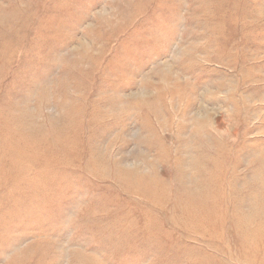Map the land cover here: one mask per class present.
I'll list each match as a JSON object with an SVG mask.
<instances>
[{
	"label": "rangeland",
	"instance_id": "374dc122",
	"mask_svg": "<svg viewBox=\"0 0 264 264\" xmlns=\"http://www.w3.org/2000/svg\"><path fill=\"white\" fill-rule=\"evenodd\" d=\"M0 264H264V0H0Z\"/></svg>",
	"mask_w": 264,
	"mask_h": 264
}]
</instances>
